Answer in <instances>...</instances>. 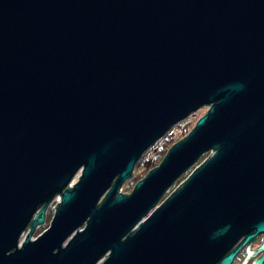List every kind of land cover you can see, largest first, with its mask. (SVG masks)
Segmentation results:
<instances>
[{"label": "water", "instance_id": "1", "mask_svg": "<svg viewBox=\"0 0 264 264\" xmlns=\"http://www.w3.org/2000/svg\"><path fill=\"white\" fill-rule=\"evenodd\" d=\"M245 245L263 264L264 0H0V264H230Z\"/></svg>", "mask_w": 264, "mask_h": 264}, {"label": "trees", "instance_id": "2", "mask_svg": "<svg viewBox=\"0 0 264 264\" xmlns=\"http://www.w3.org/2000/svg\"><path fill=\"white\" fill-rule=\"evenodd\" d=\"M193 130L192 123L184 120L175 125L162 139L152 146L134 166L132 181L129 186H135L145 175L157 167L166 156L169 149L178 141L185 138ZM181 179L177 184L183 183Z\"/></svg>", "mask_w": 264, "mask_h": 264}, {"label": "rangeland", "instance_id": "3", "mask_svg": "<svg viewBox=\"0 0 264 264\" xmlns=\"http://www.w3.org/2000/svg\"><path fill=\"white\" fill-rule=\"evenodd\" d=\"M207 110H208V108H203V109L199 110L198 112H196L195 116L188 117L186 119V121L192 123V127L194 128V126L197 123L198 119L201 118L207 112ZM210 156H211V153H208V154L204 155L199 160V162L197 163L196 166L202 164ZM196 166L193 167L192 169H190L186 174H184L181 179L186 180V178L189 176V174L192 172V170H194L196 168ZM79 177H80V172H78L76 174L74 180L72 181V185L76 184V182L79 179ZM131 181H132V178L130 180L126 181L123 184V186H122V194H130L132 192L134 186H133V183H132V185L129 186V183ZM180 185H181V183L180 184H177L176 183L175 185H173L171 187V189H169L168 193L166 195H164V197L161 199V201H160L159 204H161V202H163L167 197H169ZM57 202H58V198H56L52 202V204H50L49 207L47 208V211H46V221H45V223L42 226L36 228V230L34 232V235H33V239H36L39 235H41L49 227L50 221H51L52 216H53L54 207L56 206V203ZM28 233H29V231L25 232V234L23 235L22 239H24L28 235Z\"/></svg>", "mask_w": 264, "mask_h": 264}, {"label": "flooded vegetation", "instance_id": "4", "mask_svg": "<svg viewBox=\"0 0 264 264\" xmlns=\"http://www.w3.org/2000/svg\"><path fill=\"white\" fill-rule=\"evenodd\" d=\"M130 180V179H129ZM122 191V189H121ZM57 205V204H56ZM54 213V212H53ZM46 221V220H45ZM243 238L239 239L236 244H234L227 252L229 254L241 241ZM263 244V234H259L258 237L252 242L250 251H256ZM246 245L243 246L233 257V260L230 264H242L245 260ZM263 255V252L260 251L254 258H251L246 264H252ZM264 264V262H263Z\"/></svg>", "mask_w": 264, "mask_h": 264}, {"label": "built area", "instance_id": "5", "mask_svg": "<svg viewBox=\"0 0 264 264\" xmlns=\"http://www.w3.org/2000/svg\"><path fill=\"white\" fill-rule=\"evenodd\" d=\"M58 200H59V198H58ZM57 204V203H56Z\"/></svg>", "mask_w": 264, "mask_h": 264}]
</instances>
